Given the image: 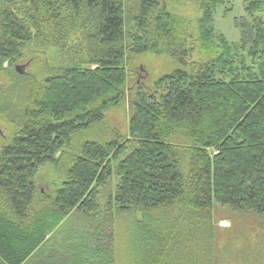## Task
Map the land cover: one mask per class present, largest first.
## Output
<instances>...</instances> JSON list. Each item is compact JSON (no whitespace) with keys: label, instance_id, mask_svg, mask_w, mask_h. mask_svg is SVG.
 Returning <instances> with one entry per match:
<instances>
[{"label":"trees","instance_id":"trees-1","mask_svg":"<svg viewBox=\"0 0 264 264\" xmlns=\"http://www.w3.org/2000/svg\"><path fill=\"white\" fill-rule=\"evenodd\" d=\"M224 2L0 0V264H117L120 216L126 264H217L216 205L264 224V0L240 45ZM49 49L35 74L5 67ZM145 54L179 66L130 94ZM127 105L122 133L107 112Z\"/></svg>","mask_w":264,"mask_h":264},{"label":"rangeland","instance_id":"rangeland-1","mask_svg":"<svg viewBox=\"0 0 264 264\" xmlns=\"http://www.w3.org/2000/svg\"><path fill=\"white\" fill-rule=\"evenodd\" d=\"M185 9L186 16H188L187 14L190 15L189 9L187 7ZM262 14L264 16V13L260 15ZM250 24L251 17L246 10V0H225L215 10L214 26L231 45L242 43L243 38L249 32ZM31 55L33 54L27 53L24 58L15 61L12 66L6 63L5 67L9 69V73L13 74L14 71H17L18 65H23L21 68L24 73L35 74L41 64H50L57 57L53 49H49V56L43 53L36 60H31ZM178 66L179 64L170 57L155 54L140 56L128 68L130 94L135 92L138 87H145L148 90L153 88L161 76L172 72ZM180 66L182 65L180 64ZM0 78L6 82L8 76L4 72H0ZM130 98L131 95L128 99ZM131 113L129 105L125 108L110 109L107 112L110 125L122 133H126ZM12 132L11 125L0 119V143L3 139H7V136L11 135ZM45 167L40 173L43 175V178L39 180L40 185L47 188L48 181H50L51 186L55 188L60 186L62 179L53 175L49 166ZM259 220V217L253 213H234L225 207L216 205L214 221L217 264H258V260L264 258V224L260 223ZM73 226L78 227V224L75 222ZM69 228L70 224L66 226L65 230H69ZM67 235V231H64L62 238ZM128 235L127 220L120 216L115 225L117 264H126L127 262ZM245 259H250L249 263L244 261Z\"/></svg>","mask_w":264,"mask_h":264},{"label":"water","instance_id":"water-1","mask_svg":"<svg viewBox=\"0 0 264 264\" xmlns=\"http://www.w3.org/2000/svg\"><path fill=\"white\" fill-rule=\"evenodd\" d=\"M21 66H23V65H18V66L16 67V70H17L20 74L24 73V71H22Z\"/></svg>","mask_w":264,"mask_h":264}]
</instances>
